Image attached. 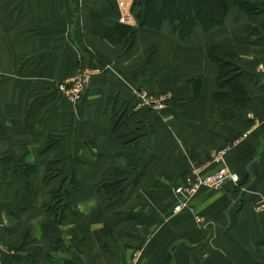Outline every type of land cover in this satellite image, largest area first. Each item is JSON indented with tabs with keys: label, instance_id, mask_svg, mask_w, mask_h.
<instances>
[{
	"label": "crops",
	"instance_id": "0c3cea01",
	"mask_svg": "<svg viewBox=\"0 0 264 264\" xmlns=\"http://www.w3.org/2000/svg\"><path fill=\"white\" fill-rule=\"evenodd\" d=\"M146 7L0 0V264H125L137 250L142 264H264V13L231 0L223 25L182 40L167 19L141 26ZM122 24L132 49L104 37ZM218 43L250 75L240 89L217 82ZM82 63L101 70L74 104L54 86ZM139 90L170 99L138 106ZM225 145L246 189L202 188L174 212L184 174ZM63 181L73 209L59 222L46 205Z\"/></svg>",
	"mask_w": 264,
	"mask_h": 264
},
{
	"label": "trees",
	"instance_id": "16d2710c",
	"mask_svg": "<svg viewBox=\"0 0 264 264\" xmlns=\"http://www.w3.org/2000/svg\"><path fill=\"white\" fill-rule=\"evenodd\" d=\"M163 2L162 7L156 9L152 0H146L147 7L139 13L140 25L160 29L163 21L167 19L172 24L178 25L179 35L182 40L191 37L194 27L198 23L209 31L220 24L223 25L229 14L228 11L231 4V0H163ZM232 2L240 10H245L251 14L264 13V2H253L251 0H232ZM137 31L133 27L122 24L114 28H105L103 34L105 38L110 39L113 43H123L129 50L135 46ZM209 55L219 68L217 82L220 87L232 86L237 89L240 78L250 77L244 69L237 66L234 59L239 56L235 52L225 53L221 44L218 43L211 46ZM195 80L200 81L201 78H195ZM220 93H216L215 96L219 98L221 96ZM32 168L33 165L26 167L28 170H32ZM52 177V174H48L46 178L51 179ZM73 181H76V177L72 178ZM76 185L78 186V183ZM114 185L120 187L123 182L118 181ZM110 186L112 185L107 184L105 187ZM111 195L115 196V193L111 192ZM51 198V201L47 202L46 209L55 214L58 221L61 222L67 213L66 210L73 209L70 201L71 193L64 190L63 186H60V188L52 190Z\"/></svg>",
	"mask_w": 264,
	"mask_h": 264
},
{
	"label": "built area",
	"instance_id": "2783aa9c",
	"mask_svg": "<svg viewBox=\"0 0 264 264\" xmlns=\"http://www.w3.org/2000/svg\"><path fill=\"white\" fill-rule=\"evenodd\" d=\"M100 67H93L87 63H82L76 75L69 77L64 81L57 83L60 93L65 96L69 101L74 104H79L83 98L84 92L87 90L91 79L96 72L100 71ZM139 99L138 106H149L156 110L166 106V103L170 99L169 94L156 95L155 93H148L146 91L139 90L137 93ZM228 146H223L220 151L213 157L211 161L220 164L216 169L208 170L209 163L205 165L196 164L187 173L184 174V182L177 185L174 188L176 195L174 203V212L184 210L188 206L189 202L197 196V193L202 188H214L222 189L226 183H231L235 186H240L245 190V187L241 186L242 177L240 173L230 169L225 163V155L228 152ZM264 207V200H263ZM141 255V251L137 250L131 257V260L127 264H140L138 263Z\"/></svg>",
	"mask_w": 264,
	"mask_h": 264
},
{
	"label": "rangeland",
	"instance_id": "374dc122",
	"mask_svg": "<svg viewBox=\"0 0 264 264\" xmlns=\"http://www.w3.org/2000/svg\"><path fill=\"white\" fill-rule=\"evenodd\" d=\"M250 34H252L251 37H253V38H255V39H259L260 32L258 33L257 31H252ZM88 65H89V64H88ZM80 66H81V65H80ZM80 66L78 67V69L80 68ZM91 66H93V65H91ZM96 66H97V65H96ZM96 66H93V67H96ZM258 67L261 68V69H263L262 72L264 73V63H263V62H260V64H258ZM68 79H69V78H68ZM65 80H66V79H65ZM263 80H264V77H263ZM59 81H60V80H59ZM59 81H56L55 86H54L55 88H57V83H58ZM62 81H64V80H62ZM60 82H61V81H60ZM57 90H58L59 93H60L59 88H57ZM84 93H85V92H84ZM60 95H62V94L60 93ZM62 96H64V95H62ZM64 97H65V96H64ZM83 98H84V94H83ZM83 98H82V100H83ZM67 100H68V99H67ZM82 100H81L80 103L83 102ZM68 101H69V100H68ZM69 102H70V101H69ZM71 102H72V101H71ZM73 103H74V102H73ZM80 103H79V104H80ZM76 182H77V178H76V181H73L72 183L76 185V184H77ZM183 182H184V181H183ZM183 182H182V183H183ZM182 183H181V184H182ZM61 184H62V186H63L64 188H66V181H63ZM178 185H179V184H178ZM176 186H177V185H176ZM176 186H175V187H176ZM64 190H65V189H64ZM66 191H67V189H66ZM0 231H1V229H0ZM5 252H8V248L4 249V253H5ZM134 253H135V252H134ZM134 253H133V254H134ZM133 254L131 255V257L133 256ZM131 257H130V259H129L125 264H127V263L131 260ZM138 261H139L138 263L142 264V263H141V255H140V258H139Z\"/></svg>",
	"mask_w": 264,
	"mask_h": 264
}]
</instances>
